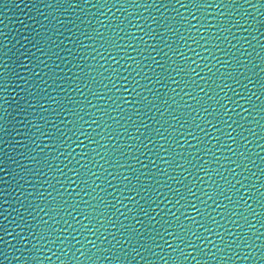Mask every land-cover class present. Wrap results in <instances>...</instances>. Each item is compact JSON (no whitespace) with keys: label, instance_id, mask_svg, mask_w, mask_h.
I'll return each mask as SVG.
<instances>
[{"label":"water","instance_id":"1","mask_svg":"<svg viewBox=\"0 0 264 264\" xmlns=\"http://www.w3.org/2000/svg\"><path fill=\"white\" fill-rule=\"evenodd\" d=\"M264 136V0H0V214Z\"/></svg>","mask_w":264,"mask_h":264}]
</instances>
